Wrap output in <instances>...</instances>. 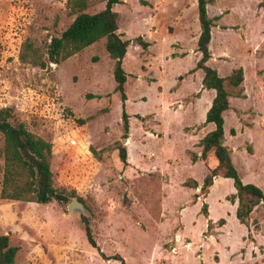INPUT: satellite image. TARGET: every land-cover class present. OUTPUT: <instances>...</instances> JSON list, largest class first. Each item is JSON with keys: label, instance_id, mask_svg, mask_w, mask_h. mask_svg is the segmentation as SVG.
<instances>
[{"label": "rangeland", "instance_id": "1", "mask_svg": "<svg viewBox=\"0 0 264 264\" xmlns=\"http://www.w3.org/2000/svg\"><path fill=\"white\" fill-rule=\"evenodd\" d=\"M67 2L0 0V108L13 109L17 122L51 144L55 186L68 197L46 205L0 200V235L18 248L15 264H121L114 257L123 264H264V203L254 208L247 233L221 201L233 191L229 183L220 182L195 204L191 192L177 188L185 179L202 182L216 165L210 154L206 173L192 169L186 161L199 144L188 149L182 131L190 119L181 104L203 93V72L195 69L196 0H120L113 6L118 33L129 41L122 64L127 138L105 39L43 69L20 59L26 43L46 59L51 38L75 17ZM87 2L88 14L106 3ZM207 15L215 21L207 65L221 78L244 71L241 89L224 83L232 109L223 114V145L241 181L264 191V0H215ZM138 37L149 44L143 55ZM119 143L127 150L126 167L115 149ZM1 167L0 161V189ZM169 188L175 192L166 200ZM74 200L83 210L68 211ZM203 203L213 218H228L223 232L216 224L207 230ZM85 220L96 247L86 239Z\"/></svg>", "mask_w": 264, "mask_h": 264}, {"label": "trees", "instance_id": "2", "mask_svg": "<svg viewBox=\"0 0 264 264\" xmlns=\"http://www.w3.org/2000/svg\"><path fill=\"white\" fill-rule=\"evenodd\" d=\"M104 10L88 14L84 10L88 7L87 0H68L67 6L70 15L75 16L71 24L61 33L59 37L51 38L46 46L45 58L38 50L29 43L25 45V52L21 53L20 59L29 62L34 66L45 68L47 64H59L60 62L74 56L94 43L105 39V49L109 57L114 61L113 78L116 83L115 92L120 94L122 102L121 121L123 124V137L127 138L129 131L128 114L125 111L126 95L124 85L127 80L126 73L122 68L123 59L126 56L129 41L123 40L118 33V13L112 10L113 6L120 3V0H105ZM214 0H196L198 22L200 33L196 42V52L200 58L195 69L203 72L202 88L213 90L215 97L211 107L206 114L205 123H212L214 129L199 141L202 148L200 159L205 161L210 154L216 160V165L205 175L200 193L194 195V203L199 197L206 198L209 188L216 177L229 178L233 181L235 194L226 197V200L234 203L237 200L235 212L236 219L241 225L248 228V219L255 207L264 203V192L253 184H244L230 158L229 150L223 145L224 141V118L223 113L230 108L229 93L224 83L227 82L232 88L241 89L244 81L242 68L232 71L227 78H221L215 69L207 65L211 58L209 44L211 41V29L214 20L207 15V6L214 4ZM138 55L147 51L149 44L143 41L142 37L136 39ZM99 98V97H98ZM101 112L106 113L103 109ZM81 119L79 123L85 124L89 119ZM234 135V131L230 130ZM118 158L126 167L127 150L120 143L116 145ZM91 152L97 156L94 149ZM52 157L51 144L28 131L23 123L17 122L11 108H0V161L2 162V179L0 189V200H11L21 202H32L46 205L50 202H68L64 191L58 190L55 186L53 173L50 169ZM194 157L193 161H195ZM183 186L198 187L194 180H186ZM73 194V193H72ZM200 213L207 219L208 207L206 203L201 206ZM84 232L91 247H96L90 227L85 220ZM216 227L226 224L225 219H220ZM213 228L209 220L207 230ZM18 248L11 246L8 236L0 235V264H15V257ZM117 260L119 257H114Z\"/></svg>", "mask_w": 264, "mask_h": 264}, {"label": "crops", "instance_id": "3", "mask_svg": "<svg viewBox=\"0 0 264 264\" xmlns=\"http://www.w3.org/2000/svg\"><path fill=\"white\" fill-rule=\"evenodd\" d=\"M219 22H220V20H219ZM214 24H215V21H214ZM222 26H225V25H222ZM219 28L220 29H225V28H221V26H219ZM205 90L206 89H203L202 95H200L199 97L195 98L194 101L189 102L186 105L181 104V106H180V109L182 111H186V114L188 115V118L190 119L189 122L185 124L186 125V129L182 130L183 131L184 138H185V140L187 142V145H188L187 146L188 149L191 148V147H193L194 144H199V141L201 139H203L209 132H211L214 129V125L212 123L206 124L205 123V120H206V114H207L209 108L211 107L212 101H213V99L215 97V92H214V96H212V95H208L207 94V91H205ZM200 103H203V104L201 106H199ZM231 109H232V106L230 105V108L228 110H226L223 114H225L226 112L230 111ZM196 111L199 112L198 115L196 114ZM234 113H235V110H234ZM197 117H200V120L199 121H197V119H196ZM211 125H213V129L211 128ZM148 134L151 135L150 132H148ZM224 141H225V138H224ZM224 141H223V143H224ZM192 149L195 150V151L192 150V152H195V153H192L191 154V158L192 159L191 160L189 159L186 162L189 164V166L192 167V169H194V168H200V170L202 171V173H206L207 172V168L204 166L205 162L200 159V155H201L202 148L198 146V147H193ZM194 157H196L195 158L196 159L195 161H193ZM263 171H264V169H263ZM187 180H189V179H187ZM191 180H194V179L191 178ZM185 181H186V179L183 180V181H180L178 183L177 188H178L179 191H181V192L189 191V192H191V195H193V196L194 195H198L200 193V188L202 186V182L203 181L200 182V181L194 180L197 183V185H198V187L196 189L183 186V183ZM167 182H168V180H167ZM220 182L229 183L230 184V187H231V190H233V191L224 192L221 195V201L223 202V205L227 206V208H229V210L231 211V213H233L234 221H236L237 223H239L238 220L236 219V216H235V212H236V208H237V200H235L234 203H231V202H229V201L226 200V197L227 196H230L232 194H235V192H236L235 189H234V187H233V181H232V179L222 178V177H216L213 180V184L210 187V191H209L208 195L206 196V198H204V200H207L208 196L211 193V190H213ZM174 192H175L174 191V188H169L167 193L165 191L164 198H166V200H168L167 197L170 198V196ZM199 200H200V197L197 199L196 203ZM227 215H228V212H227ZM207 219H209L212 222V224H215L219 220V219H216V218H213L212 217L210 207L208 209V218ZM208 221H207V224H208ZM227 223H228V218H226V224L224 226L216 229V231L217 232H223V230L227 227ZM243 226H245V225H243ZM245 228L247 229L246 226H245ZM247 233H249V230H248ZM244 236H247V235H244Z\"/></svg>", "mask_w": 264, "mask_h": 264}, {"label": "water", "instance_id": "4", "mask_svg": "<svg viewBox=\"0 0 264 264\" xmlns=\"http://www.w3.org/2000/svg\"><path fill=\"white\" fill-rule=\"evenodd\" d=\"M123 143H126V140H124V142ZM83 210V205H82V203H80L79 201H72L70 204H69V206H68V211L69 212H72V211H74V210Z\"/></svg>", "mask_w": 264, "mask_h": 264}]
</instances>
